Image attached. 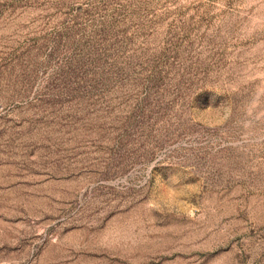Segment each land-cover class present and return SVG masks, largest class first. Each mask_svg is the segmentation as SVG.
Instances as JSON below:
<instances>
[{"label": "rangeland", "instance_id": "rangeland-1", "mask_svg": "<svg viewBox=\"0 0 264 264\" xmlns=\"http://www.w3.org/2000/svg\"><path fill=\"white\" fill-rule=\"evenodd\" d=\"M261 88L264 0H0V264H264Z\"/></svg>", "mask_w": 264, "mask_h": 264}, {"label": "clouds", "instance_id": "clouds-1", "mask_svg": "<svg viewBox=\"0 0 264 264\" xmlns=\"http://www.w3.org/2000/svg\"><path fill=\"white\" fill-rule=\"evenodd\" d=\"M261 95H264V88L258 89L253 106H255ZM230 115L231 110L225 109L214 123H223ZM261 115H264V113H261ZM196 190L194 185H182L176 177H173L169 183H160V190L146 201V207L162 215L166 211L168 214H175L177 216L183 214L189 218H195V212L188 207L186 201L190 197V194H193Z\"/></svg>", "mask_w": 264, "mask_h": 264}]
</instances>
